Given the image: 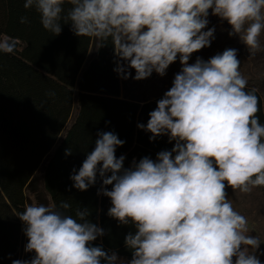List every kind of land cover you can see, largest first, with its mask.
<instances>
[{"label":"clouds","instance_id":"9594fccd","mask_svg":"<svg viewBox=\"0 0 264 264\" xmlns=\"http://www.w3.org/2000/svg\"><path fill=\"white\" fill-rule=\"evenodd\" d=\"M23 7L34 8L54 36L70 23L78 37L110 39L114 71L122 79L129 69L134 80L153 72L162 77L177 60L181 68L147 123L137 124L151 133L150 141L166 135L174 142L171 150L155 160L133 158L126 168L125 156H116L124 141L111 131L97 132L94 148L69 177L73 188L86 191L99 176L97 194L111 203L107 215L134 228L124 238L131 259L93 246L105 231L88 219L89 209L77 208L73 216L67 202L30 203L16 216L25 225L24 250L34 255L12 264H261V240L250 235L248 218L226 192L264 187L258 97L246 90L237 49L189 60L211 45L210 14L226 21L228 35L250 53L264 51V0H24ZM0 51L11 47L0 43Z\"/></svg>","mask_w":264,"mask_h":264},{"label":"trees","instance_id":"16d2710c","mask_svg":"<svg viewBox=\"0 0 264 264\" xmlns=\"http://www.w3.org/2000/svg\"><path fill=\"white\" fill-rule=\"evenodd\" d=\"M23 4L24 0H0V43L11 47L9 52L0 51V264L30 260L34 255L24 250L25 225L16 215L28 205L26 192L37 193L40 167V182L51 205L69 203L66 211L73 216L77 208L89 209L88 219L105 231L93 246L102 245L130 260L124 238L134 228L107 215L111 203L97 194L102 183L99 176L86 191L73 188L69 177L94 148L97 132L111 131L124 141L116 156H125L126 168L133 158L137 162L145 156L155 160L158 152L171 150L174 142L166 135L150 141L151 133L137 124L147 123L148 113L171 87L181 68L179 60L162 77L153 72L146 79L134 80L135 72L129 69V78L122 79L114 71L117 58L110 39L78 37L70 23L62 24L61 33L54 36L42 27L35 9H25ZM64 7L67 10L70 5ZM21 17L27 22L21 23ZM208 20L207 27L215 29L211 45L193 53L189 63L197 57L207 60L226 48L237 49L240 71L248 80L246 90H254L258 97L257 115L264 123V51L250 53L237 36L228 35L231 29L226 21L211 14ZM260 39L264 46V33ZM74 106L76 113L66 128ZM69 148L71 154L65 155ZM107 187L110 190L111 186ZM253 189L264 198V187ZM242 200L249 201L245 196ZM252 213L244 216L260 223L264 207H256ZM257 231L254 236L264 239V231L259 236ZM261 243L258 255L264 253Z\"/></svg>","mask_w":264,"mask_h":264},{"label":"rangeland","instance_id":"374dc122","mask_svg":"<svg viewBox=\"0 0 264 264\" xmlns=\"http://www.w3.org/2000/svg\"><path fill=\"white\" fill-rule=\"evenodd\" d=\"M91 55H92V50H90V52L88 53L87 60L91 57ZM263 100H264V96H263ZM75 113H76V108L74 106V108L72 110V116L70 117V119L66 125V128L71 123ZM41 174H42V169L40 167L36 173L37 193L36 192L35 193L30 192V191L26 192V196L28 197V204H30V203H44L45 205H51L49 196L43 190L41 182H40ZM227 194L229 196V199L232 201L234 208L243 215L246 212L253 215L252 212L255 211L256 207L257 208L264 207L263 196L261 194H259L258 192H256L254 189H252V191L248 192V193H242L240 191H236V190L234 191V190L230 189V191ZM244 196L246 199H249V201L247 203L244 202L245 200L244 201L242 200V199H244ZM254 202L257 203V206L251 205ZM252 207H255V208H252ZM249 219H253V218L251 216H249ZM248 228L250 231V235L254 236L256 233L254 234L253 231H255V230H258L257 231L258 236L262 235L263 232H261V231L262 230L264 231V217H262L260 220V223H257V224H254L253 222H250V220H248ZM258 238L264 242V239L262 238V236H259ZM262 245L263 244H261V246ZM23 252H24V250H23ZM259 259L261 260V264H264V255L263 254H259Z\"/></svg>","mask_w":264,"mask_h":264}]
</instances>
